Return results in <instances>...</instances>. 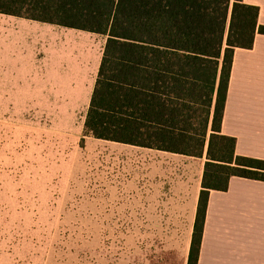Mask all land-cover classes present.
<instances>
[{
    "label": "trees",
    "instance_id": "trees-1",
    "mask_svg": "<svg viewBox=\"0 0 264 264\" xmlns=\"http://www.w3.org/2000/svg\"><path fill=\"white\" fill-rule=\"evenodd\" d=\"M0 14L105 36L84 135L201 157L185 264H197L209 189L264 181V160L221 133L234 48H250L258 8L243 0H0Z\"/></svg>",
    "mask_w": 264,
    "mask_h": 264
},
{
    "label": "rangeland",
    "instance_id": "rangeland-1",
    "mask_svg": "<svg viewBox=\"0 0 264 264\" xmlns=\"http://www.w3.org/2000/svg\"><path fill=\"white\" fill-rule=\"evenodd\" d=\"M104 42L103 35L36 29L0 15L1 203L21 205L23 220L34 221V254L48 264H185L186 213L175 225L144 224L142 213L127 212L126 173L98 168L83 130L87 99L73 101L84 86L77 68L48 77L59 83L54 91L34 78V63L72 55L77 46L96 62ZM90 73L95 79L97 68Z\"/></svg>",
    "mask_w": 264,
    "mask_h": 264
},
{
    "label": "crops",
    "instance_id": "crops-1",
    "mask_svg": "<svg viewBox=\"0 0 264 264\" xmlns=\"http://www.w3.org/2000/svg\"><path fill=\"white\" fill-rule=\"evenodd\" d=\"M243 2L258 8V24L264 26V0ZM15 18L34 23L36 29L54 26ZM81 52L86 55L79 56ZM72 53L56 60L49 58L43 64L34 63V78L41 83L47 79L49 84L55 82L59 86L48 77L60 76L62 79L61 76L72 72L70 68L75 66L78 70L73 73L83 76L84 86L73 101L83 95L88 106L95 82L91 79V66L98 71L101 57L90 63L87 52L78 46ZM49 86L52 91L56 88L54 84ZM221 133L234 139L236 155L264 160V34L255 33L248 49L234 48ZM86 136L88 143L96 148L97 165L102 173L103 168L113 169L116 165L126 173V192L131 199L127 212L133 216L142 213L146 225L155 220L162 226L175 225L177 215L186 213L187 239L183 247L186 261L206 147L201 157H191ZM48 261L46 255L38 257L34 254V221L23 220V207L3 204L0 200V264H48ZM197 264H264V181L232 176L225 189L207 191Z\"/></svg>",
    "mask_w": 264,
    "mask_h": 264
}]
</instances>
